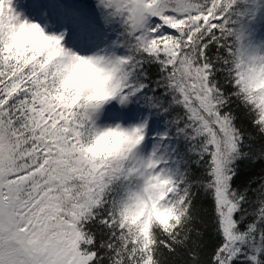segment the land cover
<instances>
[{"label":"snow or ice","instance_id":"obj_1","mask_svg":"<svg viewBox=\"0 0 264 264\" xmlns=\"http://www.w3.org/2000/svg\"><path fill=\"white\" fill-rule=\"evenodd\" d=\"M0 264H264V0H0Z\"/></svg>","mask_w":264,"mask_h":264}]
</instances>
